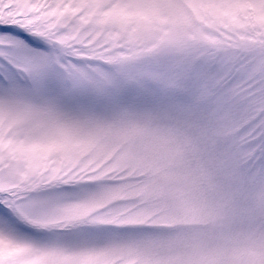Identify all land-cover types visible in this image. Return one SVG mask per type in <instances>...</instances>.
<instances>
[{
    "label": "snow or ice",
    "instance_id": "6c2138e0",
    "mask_svg": "<svg viewBox=\"0 0 264 264\" xmlns=\"http://www.w3.org/2000/svg\"><path fill=\"white\" fill-rule=\"evenodd\" d=\"M0 264H264V0H0Z\"/></svg>",
    "mask_w": 264,
    "mask_h": 264
}]
</instances>
